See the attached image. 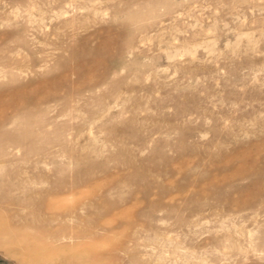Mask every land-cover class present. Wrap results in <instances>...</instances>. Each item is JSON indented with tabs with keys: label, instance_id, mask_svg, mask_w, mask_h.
<instances>
[{
	"label": "rangeland",
	"instance_id": "rangeland-1",
	"mask_svg": "<svg viewBox=\"0 0 264 264\" xmlns=\"http://www.w3.org/2000/svg\"><path fill=\"white\" fill-rule=\"evenodd\" d=\"M0 233V264H264V0H0Z\"/></svg>",
	"mask_w": 264,
	"mask_h": 264
},
{
	"label": "bare ground",
	"instance_id": "bare-ground-1",
	"mask_svg": "<svg viewBox=\"0 0 264 264\" xmlns=\"http://www.w3.org/2000/svg\"><path fill=\"white\" fill-rule=\"evenodd\" d=\"M22 249H23L22 256L27 255L28 257L26 256L27 257L26 260H28L29 258L31 264H43V263L48 264L54 260L53 258L54 256H51V252L49 253L47 248H45L44 246L28 245L27 248L25 247Z\"/></svg>",
	"mask_w": 264,
	"mask_h": 264
}]
</instances>
